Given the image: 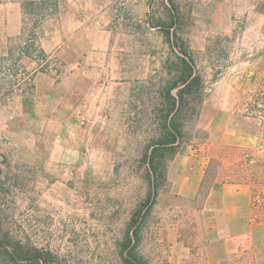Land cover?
<instances>
[{
    "label": "rangeland",
    "instance_id": "rangeland-1",
    "mask_svg": "<svg viewBox=\"0 0 264 264\" xmlns=\"http://www.w3.org/2000/svg\"><path fill=\"white\" fill-rule=\"evenodd\" d=\"M175 35L202 89L149 207ZM231 184L264 227V0H0V240L123 264L138 222L148 264H242L264 232L220 239Z\"/></svg>",
    "mask_w": 264,
    "mask_h": 264
},
{
    "label": "trees",
    "instance_id": "trees-1",
    "mask_svg": "<svg viewBox=\"0 0 264 264\" xmlns=\"http://www.w3.org/2000/svg\"><path fill=\"white\" fill-rule=\"evenodd\" d=\"M168 32V31H167ZM176 44L181 47L180 55L170 63L169 78L161 92V108L158 116L159 135L150 145L151 153L145 154L148 160L146 175L148 184L147 202L150 206L154 203L160 181L165 180L164 160L170 154H174L182 138V112L188 104V100L201 93V78L196 73L193 60L184 48L180 38L174 37ZM176 90L175 93L173 91ZM251 197V196H250ZM259 204L258 198H251V205ZM141 223H133L135 226L130 232H126L123 248L127 253L122 258L123 264H148L137 254L139 232ZM57 258L49 252L23 245L19 241L0 240V264H60Z\"/></svg>",
    "mask_w": 264,
    "mask_h": 264
},
{
    "label": "crops",
    "instance_id": "crops-1",
    "mask_svg": "<svg viewBox=\"0 0 264 264\" xmlns=\"http://www.w3.org/2000/svg\"><path fill=\"white\" fill-rule=\"evenodd\" d=\"M206 170H205V173H206ZM197 182L198 183H196L197 186L195 187V192L199 190V187L201 186V183H202L201 180L200 181L198 180ZM216 185H217V181L213 183L209 193H211V190L213 192L214 187ZM230 186H235L237 188L232 194L229 195L228 193H226L227 192L226 187L223 186L224 187V191L222 189L223 196H222V199L220 200L224 211H227L230 213V215H232L229 219L230 227L227 228V233L220 236V239L222 240L230 239L233 241L235 240L237 241L240 239L251 240L254 233H259L261 231L264 232V227L261 226V224H259L261 227H263V228H260L258 224H255L254 218H252L250 194L241 195L243 194L241 186H238V185L236 186L232 184L228 185V187ZM192 195H194V193ZM221 211L223 212V210ZM213 212L214 214H216L217 211H213ZM257 228H259L261 231H258ZM253 246H255V243L254 244L251 243V246L249 247V249H247V251L243 250L242 247H238L234 249V252L236 253H243V255L245 256L247 254L248 259H246L247 261L243 262L242 264H264V254L261 255L258 249L260 246V243L258 242L255 247ZM218 263L220 264V262Z\"/></svg>",
    "mask_w": 264,
    "mask_h": 264
}]
</instances>
